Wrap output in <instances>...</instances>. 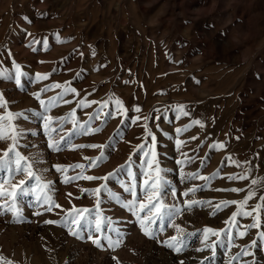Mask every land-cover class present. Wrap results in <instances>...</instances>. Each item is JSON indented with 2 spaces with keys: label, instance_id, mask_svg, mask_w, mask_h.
Returning a JSON list of instances; mask_svg holds the SVG:
<instances>
[{
  "label": "rangeland",
  "instance_id": "rangeland-1",
  "mask_svg": "<svg viewBox=\"0 0 264 264\" xmlns=\"http://www.w3.org/2000/svg\"><path fill=\"white\" fill-rule=\"evenodd\" d=\"M16 66L22 74L20 85ZM0 72L7 77L0 76L7 112L23 114L12 121L23 130L15 151L29 163L40 161L33 171L40 184L50 182L47 196L60 205L47 211V202H37V195L45 193L36 180L12 176L3 185L6 191H13L20 180L37 191L17 197L21 221L13 222L12 213L0 215V264H264V0H0ZM37 74L48 78L37 80ZM54 84L75 92L64 96L70 103L61 101L44 112L40 100L47 103L62 88L41 89ZM34 93L40 94L39 100ZM81 100L90 106L78 107ZM36 112L67 117L62 129L53 122L54 140L74 131L73 118L82 125L97 112L89 124L100 131L73 135L69 145L61 141L63 147L55 151L48 147L44 121L33 115ZM109 112L111 117L106 116ZM185 126L186 131L177 132ZM152 136L160 167L171 170L165 177L176 188L173 198L165 187V202L181 208L173 221H165L163 231L159 222L152 225L155 239L145 236L136 217L104 193L99 209L123 233L119 247L108 248L102 240L98 248L86 231L78 239L67 227L45 223L60 220L73 206L94 214L96 196L81 189L108 183L117 195L131 199L115 177L64 183V176L81 170L69 167L62 173L56 165L81 164L85 176L96 177L126 165L119 179L131 183V168L137 183H143L137 145L151 144ZM11 143L0 140V155ZM109 143L110 150L74 147ZM102 151L106 158L91 165ZM187 174L195 178L183 179ZM0 177L8 180L9 173L0 169ZM201 186L204 190L183 195ZM250 192L254 195L243 208L239 203L221 204L244 201ZM185 201L209 203L186 209ZM238 209L251 215H238L233 224ZM250 224L256 226L248 228ZM206 227L221 233L214 248L201 243ZM97 235L101 233L93 238ZM172 237L173 243L185 241L183 251L162 243ZM216 240L210 236L208 243ZM242 251L246 254L240 255Z\"/></svg>",
  "mask_w": 264,
  "mask_h": 264
},
{
  "label": "snow or ice",
  "instance_id": "snow-or-ice-1",
  "mask_svg": "<svg viewBox=\"0 0 264 264\" xmlns=\"http://www.w3.org/2000/svg\"><path fill=\"white\" fill-rule=\"evenodd\" d=\"M16 83L17 85H20V76L22 75L19 71V66H16ZM0 76L6 77V74L3 72H0ZM47 75H41L37 74L36 79L37 80H43L47 79ZM51 88H62V91L57 94V96L50 98L47 103L45 101L40 100L41 106L44 109V112H48L53 106H56L59 102L63 101L65 103H70L71 101H64V96H66L70 92H75L74 88L66 87L64 85L60 84H54L50 86H45L41 89V92H47ZM36 99H40L39 93L33 94ZM91 103H96V101H92ZM107 102H105L106 106ZM116 104L118 108L121 107V102L119 100L116 101ZM78 107H89L90 104L86 102V100L79 101ZM0 108H4L6 111V115L0 116V140H11L12 143L9 145V148L7 151L3 153V155H0V169H4L9 173V179L8 180H2V177H0V180H2V183H0V197H3L5 199V203L0 204V215H6L8 213H12V221L13 222H19L23 219L17 205V197L22 196H28L29 194H35L37 189L35 187H30L25 184V180H20L18 182V186H14V190L9 192L6 191L3 187V185L10 183L12 176L17 174L25 175L26 178H32L35 179L37 184L39 185V189L41 192H44L45 194L43 196L37 195L36 199L37 202L45 201L48 203L49 207L46 209L47 211L52 210V206L60 207V205H56L54 201L51 200L50 197L47 196V191H50V182L48 184H40V176H37L36 173L33 171L34 165L36 163H39L40 161L38 159L33 160L31 163L28 162V160L21 156L19 152L15 151V147L17 144V141L19 140L20 136L22 135L23 130L18 129L16 126L13 125L12 121L22 116V113H11L7 112V101L4 100L3 96L0 95ZM136 111H139V109H135ZM73 113H69V115H73ZM186 114V113H185ZM34 116L38 118H42L44 121V129L45 134L49 136V142L48 147L52 150L59 151L63 147L61 144V141L64 142V145H69L71 142V138L73 135H80V134H88L89 132H98L100 131L99 128H91L89 121L96 119L99 116V112L95 113V115L90 114L89 115V121H85L84 124H79L78 121H76L73 118V126L74 131L70 134H65V136H62L60 140H54L52 139V132L56 131V129H53L52 125L53 122H56L59 126V128L62 129L63 124L67 122V117L63 118H54L43 115V113H33ZM107 117H111L112 113H106ZM27 118V117H25ZM138 119V118H137ZM147 120V118H145ZM135 122V121H133ZM194 123H199V121H194ZM187 126H185L184 129H177V132L186 131ZM145 133L147 136H151V130L147 128V125L145 124ZM177 144H181L180 141H177ZM155 146H156V137L152 136V143L151 144H141L137 145V152L138 154H142L141 164H140V172L143 176V183H137V174L133 173L131 171V168H129L127 175L131 178V183H126L123 180L119 179V174L121 171L126 167V165H121L119 168L115 169L112 173H108L104 177H96V176H85L84 173L87 170L84 165L81 164H75L68 167L62 166V165H56L57 171H60L62 173L67 172L69 167L72 169L79 168L81 171L76 175L72 177L64 176L63 182L64 183H70L75 180L79 179H87V180H97L102 179L105 181H110L113 179V177L116 178V182L119 183V185L123 188V191L125 193L130 194L131 199H123L121 196L117 195L111 188H109L108 183L101 184L98 188L95 189H81L82 192L87 191L90 195L96 196V210L94 214L92 213V210L84 208V209H78L75 206H73L72 210L66 211L65 215L61 217L58 221H52L47 220L45 223L47 224H57L61 227H67L69 230V233L73 236H75L78 239H83L82 232H87V239L91 240V242L98 248L103 247L101 241L107 243L108 248L115 249L119 247L123 242V233L120 232V230L113 226V221L109 217H104L102 215V212L99 209L100 203L103 201L100 199V194L104 193L107 197V199L116 200L121 204L122 207L126 208L129 212H131L137 219L138 223L140 224L141 231L144 233L145 236H148L151 239H155L156 236V230L152 228V225L157 224L159 222V231H163L165 227V221H173V218L180 214L181 208L176 207L175 205H169L166 203V195H165V187H168L171 189L172 197H176V188L174 185L171 184L170 181H168L165 177V173L170 172V169L161 168L160 167V160L157 158L158 153L155 152ZM74 147L77 148H85V147H101L104 150H110L111 143L106 145H75ZM219 147H223V145H219ZM105 155L102 151L101 155L97 157L96 159L90 161V164L93 166H98L99 162H102L105 159ZM87 159V158H86ZM131 159V158H130ZM178 164L182 163V161H177ZM183 179L191 180L194 179V174H187L186 176L182 177ZM214 177L207 178L208 181L213 179ZM240 179H246L247 177L241 176ZM229 180H235L237 179L236 176H229ZM253 183H256V181H253ZM18 189V190H16ZM197 190H204V186H201L200 189H194L189 188L186 192L183 193V195L187 196L189 193H195ZM229 191H240L238 189H229ZM71 195V193H69ZM254 193H249V195L245 198L244 201H223L221 204L223 206H227L229 203H239L240 207L243 208V206L247 203V200L250 199ZM79 197H77L78 199ZM261 200L264 201V197H261ZM209 203V201H185L184 207L186 209H191L192 207L196 205L203 206L204 204ZM219 208V205L217 206ZM85 213H88L89 215H85ZM144 213V215H141ZM39 214V213H37ZM238 215L243 216H250L251 212H242L240 209L238 211L233 212L232 214V222L235 224V219ZM92 216L93 218H90ZM75 225V227H73ZM167 227H175L177 232H183V229L180 228L179 225H174V223H168L166 225ZM255 224H250L247 227H255ZM106 229V230H105ZM202 231L203 239L201 240V243L204 245V248H214L216 244L220 241L221 233L218 231H215L211 228H204ZM101 233V235H97L96 238H93L95 234ZM110 233V234H109ZM187 235H194L193 233H189ZM240 235H244V233H240ZM210 236H216L217 240L208 243ZM261 236L264 237V233H261ZM229 239H231V236L229 235ZM172 241H176V237H172L170 241L166 240L162 243L172 248L176 252L183 251L185 241L180 240L177 243H173ZM179 244L180 246H177ZM204 248H198L197 251H203ZM246 254L244 251L240 253V255ZM236 257H233V260H235ZM5 264L7 262L5 261ZM183 264V262H181ZM203 264V262H202Z\"/></svg>",
  "mask_w": 264,
  "mask_h": 264
}]
</instances>
